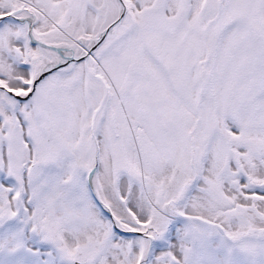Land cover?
Wrapping results in <instances>:
<instances>
[{
	"label": "snow or ice",
	"instance_id": "1",
	"mask_svg": "<svg viewBox=\"0 0 264 264\" xmlns=\"http://www.w3.org/2000/svg\"><path fill=\"white\" fill-rule=\"evenodd\" d=\"M0 264H264V0H0Z\"/></svg>",
	"mask_w": 264,
	"mask_h": 264
}]
</instances>
